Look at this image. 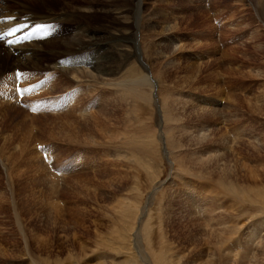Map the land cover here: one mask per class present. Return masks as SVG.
I'll return each instance as SVG.
<instances>
[{"label": "rangeland", "instance_id": "1", "mask_svg": "<svg viewBox=\"0 0 264 264\" xmlns=\"http://www.w3.org/2000/svg\"><path fill=\"white\" fill-rule=\"evenodd\" d=\"M81 1L83 0L67 2L48 0L47 8H41L33 3L32 10L57 11L60 8L67 9L66 7L72 10V7L79 6ZM135 1L101 0L100 5L108 3L112 8L109 13H103V16L94 14L89 20L93 26H89L84 19L81 20L82 15L78 14V11L73 13L74 21L60 23L58 29L57 25L56 27L52 25L53 33L49 38H56V46L52 48L49 43L51 49H46L49 38L44 36L38 37L36 42L29 46L25 45L29 54L37 48L34 51L37 55L32 59L35 67L29 66L30 64H13L7 56L9 54L8 51L6 52L7 47L0 43V116H2L0 117V155L3 164L2 167L0 162V253H4V255L0 254V264H55L54 262L62 259L65 260V264H79L80 261L81 264H101L105 261L108 264L109 262L138 264L139 259L134 258L131 251L129 232L124 230L127 225L122 221L124 219L131 221L127 214L136 212L135 205L139 209L145 207L147 194L151 190L156 194L149 203H146L148 205H146L145 218L139 224L140 227L145 225L150 233L142 240L143 246L147 248L145 252L153 258L148 263L160 264L161 258L167 255L172 256L173 261L176 258L173 255L182 251L185 253L183 257L189 264L197 262L201 256L209 254L211 249L209 250V246H206V249L202 246V250H205L198 253L192 250L191 245L188 246L183 239L188 236L184 228L191 227L183 223L186 221L181 215L186 206L190 208L203 200L202 189H205L208 183L212 184L210 160L216 156L226 159L230 178L233 180L234 188H232L235 189L236 194H239L238 198L231 194L232 197L224 198L227 201L222 199L226 206L220 208L219 213L222 211L226 213H221L220 218L228 217L224 222L226 230L223 229L224 232L227 231L224 235L227 234L225 236H228V240L225 239L224 242L228 243L230 237L235 236L239 244L236 249L238 251H236L238 257L236 259H241V262L246 261L244 256L249 237L248 228L251 230L253 226L260 225L259 222L264 219V148L262 147L264 146V0H137L141 9L134 13L131 9L129 16L130 13L126 14V7L132 8ZM88 5L83 4V8L87 11L95 10V7H90L89 10ZM101 10L103 12L104 9ZM168 25L169 28L166 27ZM146 26L153 27L151 34L145 30ZM76 27L88 30L98 28L101 31L109 29L113 37H128L133 31L136 36L138 35L137 46L130 44L129 47L124 48L125 50L119 49L117 56L112 52L113 64H116L115 66L112 64L114 74L124 73L123 77L116 80L119 76H113L116 81L107 77L104 83L114 85L121 79L131 82L138 77H144L149 84L152 83L156 87L150 89V94H148L150 90L145 88L148 94L147 100L136 101L131 97L124 103L120 100L119 103L116 101L121 106L109 105L112 106L110 108L105 107L101 102L102 99H98L99 96L94 97L92 86L87 88L90 86L88 82L103 81L98 82L101 77L93 79L91 75L96 73L85 63L93 59L94 66L99 64L100 61L97 62L96 58L100 57L101 53L97 49L70 51V48H64V45L57 41L62 34L66 36L68 31ZM164 27L166 30L163 29ZM120 32L123 34L121 35ZM97 33L95 35H98ZM40 46L44 49L38 48ZM113 47L115 48V45ZM5 53L8 54L5 56ZM46 67L53 69L49 70ZM58 67L66 70L73 67L76 71L74 69L70 71L71 73L68 71L67 74L62 75ZM137 71L139 72L135 73ZM87 73L91 75L88 76ZM10 79H14L13 82L19 85L21 90H18L16 84L13 90L12 85L9 84ZM108 79L113 82L108 83ZM161 86L165 88L164 90L169 89L172 94L175 93L174 95L191 98L188 100L190 105L186 107L183 104L185 109L177 105L183 125L175 129L183 134V141L190 144L183 154L184 159L181 157L178 162L182 173L180 179L176 178L175 181L169 180L172 171L170 159L175 161V153L178 152L171 149V144L167 146L175 152L173 153L175 157H166L157 144L153 147L158 152H152L153 147H148L147 154L143 153L144 150L139 153L138 148L133 150H138L133 155L136 157H131L126 145L128 141L133 140L136 142L140 140L141 142L137 144L142 145V142L153 140L157 136L156 108H159L158 105L161 103L158 100L161 98V92H164ZM178 88L180 91L177 90ZM32 92L37 96L34 99ZM158 93L160 95H157ZM15 94L17 97L14 99ZM4 96H7L8 102L3 98ZM77 99L81 101L78 102ZM33 105L38 109H34ZM194 106H196L195 110L190 113ZM202 109L208 112L210 109H215L217 114L203 115ZM97 111L100 116L116 115L113 119L115 123L112 122L110 127L115 137L118 136L115 142L118 152L114 151L113 146L102 147L101 150L96 146L98 148L89 147L85 150L82 141L77 137L72 141L79 147L75 150L71 149L73 144L68 143L66 131H72L76 135L78 132L85 133L79 130L91 127L92 119L89 118ZM82 116L85 121L82 120ZM13 127L18 131L12 129ZM193 131V136L199 137H202L199 132L203 131L207 135L206 140H200L198 144L188 141L187 137ZM22 134L23 137L28 138H23ZM205 134L203 135L206 136ZM222 135L227 137L225 146L228 151H224V144L219 142ZM258 148L260 152L257 151ZM37 149L42 152L40 155L36 153ZM235 150L240 151L244 157L238 163L232 160ZM77 153H81L82 160L75 157L80 156L76 155ZM118 153L124 155L115 158ZM38 156H42V159L44 157L45 166L37 163ZM196 159L205 164L202 166L206 175L201 174L200 178L193 176L198 171L185 170ZM242 167L251 174L247 175ZM61 172L65 174L64 178L51 182L49 175L57 176ZM229 174L224 173V177H228ZM45 178L49 184L57 186L54 188L58 197L55 196V200L51 201V206L56 211L60 209L62 217L54 213L48 214V209L42 205L41 198L43 195L45 198L48 193ZM64 179L81 181L78 186L72 185L70 191L76 188L77 192L90 193L94 196L97 194L101 196L104 193V196L108 197L114 193L121 203H132L133 206L126 208L123 204L124 209L122 207L119 212V205L117 207L110 198L108 201L98 202L96 198L88 195L86 202H82L78 208L85 206V209L89 210V216L73 218L72 210L75 209L76 200L70 193L63 194V191L69 189L64 188ZM172 185H177L175 189L173 188L176 193L172 195L173 197H169ZM116 191L118 194L115 193ZM208 192L210 190L205 194L208 195ZM185 212L195 214L192 209ZM148 224L151 226L148 227ZM229 224L230 228L227 226ZM231 227L234 228L230 231ZM137 229L136 227L134 233ZM260 229L256 228L255 233ZM258 233L259 240H255L249 247V257L258 252L259 246L257 248L256 244H259L264 237V230ZM67 241L74 242L75 248H69ZM83 247L87 252L79 255ZM159 250L161 255L157 253ZM257 254L264 256L261 253ZM203 262L202 259L199 264Z\"/></svg>", "mask_w": 264, "mask_h": 264}, {"label": "bare ground", "instance_id": "2", "mask_svg": "<svg viewBox=\"0 0 264 264\" xmlns=\"http://www.w3.org/2000/svg\"><path fill=\"white\" fill-rule=\"evenodd\" d=\"M48 0H0V43H3L4 44V47L6 46V52L8 51V53H5V56L6 54H8L7 56L10 58V60L13 62V64H16L18 63L19 64H30L29 66H32V67H35L36 65H34V61H32L33 59V56L34 55H37L34 53V51L37 49L35 48L30 54H29V51L26 48L25 45H28L33 43V42H36V39L38 37H51L52 33H53V27H56L57 25V29H58V24H62V23H67V22H72L74 21V17H73V13H77L76 11H78V14H81L82 17H81V20L84 19L86 21V23L90 26L91 24L89 23V20L91 18H93V15L94 14H97L98 16L102 15L103 16V13H109V11L111 10V6L107 3V4H104V5H100L101 4V0H83L80 2V5L79 6H73L72 10L70 9V7H66L67 9L65 8H60L58 9L57 11H51V10H44V12H34L32 10V7H34L32 4L36 3L39 7L41 8H44V7H48L47 5V2ZM51 1V0H50ZM61 1V0H60ZM63 2H67L68 0H62ZM142 3V2H141ZM75 4V3H74ZM83 4L86 5V4H89L88 5V9L90 10V7H95V10H91V11H87L85 10V8H83ZM38 9H41L39 8ZM131 7V6H130ZM130 7H126V14H129V16L131 15V9L134 12L138 11L139 9H141L139 7V1L137 3V0L135 1V4L132 6V8ZM101 8H103V12L101 10ZM37 9V8H36ZM122 10V8H120V11ZM118 11V12H120ZM139 13V12H138ZM18 14H21V16H18ZM33 14V15H32ZM136 14V13H135ZM35 15V17H34ZM138 15V14H137ZM97 16V17H98ZM128 16V17H129ZM136 19V18H135ZM38 20V21H37ZM134 20V19H133ZM151 21V20H150ZM135 23V22H134ZM133 23V24H134ZM53 25V27H52ZM55 25V26H54ZM146 25V24H145ZM93 26V25H91ZM129 26V25H128ZM132 26V25H131ZM118 27V26H117ZM142 27V26H141ZM166 27H170L169 25L166 26ZM45 28H47V32L45 31ZM135 28V27H134ZM153 27L151 26H146V31L147 32H152V29ZM15 29L14 32H12V30ZM113 29V28H112ZM118 29V28H117ZM143 29V28H142ZM165 29V27L163 28ZM83 32V34H81V31ZM116 30V29H115ZM166 30V29H165ZM169 30V29H168ZM97 31H100V33H97ZM112 31V30H111ZM117 31V30H116ZM155 31V30H154ZM7 32H12L11 35H6L5 33ZM123 32V31H121ZM120 32V34H121ZM95 33H97L98 35H95ZM139 33V32H138ZM117 34V33H116ZM115 34V35H116ZM119 34V33H118ZM119 34V35H120ZM123 34V33H122ZM121 34V35H122ZM143 35V34H142ZM60 36V35H59ZM138 36V35H137ZM137 36L135 34V32L133 31L130 36H126V37H123V36H114L113 37V34L111 36V32L108 30H97L96 29H93V30H88V29H85V28H80L79 27H76L74 28V30H70L66 33V36H64L63 34L60 36L59 39H57L58 42L62 43V45H64V48L67 47V49L70 48V51L74 50L76 52H82V50L84 51L85 50H92V49H97L99 50V52L101 53L100 57L96 58L97 59V62L100 61V63L98 64H95L94 66V63H93V59H89L88 62H86L85 64L87 65H90L91 69H93L95 71L96 74H94L93 76L89 73H87V75H91V77H94L95 78H100L99 81H103V82H100V83H97V82H94V81H91V82H88V84L90 86H87V88L91 87V91L94 94V97L96 98V95L99 96L98 99L101 100V102L103 104H105V107L106 106H109V105H112V106H121V104L118 105L119 103V100L121 102H125L127 101V99H130L131 97H133V99L135 98L136 101H142L143 99L144 100H147V97L146 95L150 94L152 88L154 87L151 84L148 83V80L145 79L144 77H138L136 78L135 80L133 81H128L127 79L124 80V79H121V81H119L118 83L114 84V85H110V84H107V83H104L105 81V78L107 79V77H110L111 79H113L115 75H118V79L116 78V80H120V77H123V74L120 73L119 71V74H122L119 75L118 73L114 74V67L113 65L115 66L116 64H113V53L116 54V56L119 54L118 50H125L124 48H127L130 46V44H133L135 46H137L136 44V39H137ZM55 38V37H53ZM58 38V37H57ZM56 39V38H55ZM55 39H51L49 38L47 42V45L50 43V45L52 46H56L55 45ZM52 41V42H51ZM11 42V43H9ZM152 44V43H151ZM157 44V43H156ZM113 45H115V48L113 47ZM35 46V45H34ZM51 46H47L46 49L50 48ZM153 46V45H151ZM150 46V47H151ZM142 47V46H141ZM148 47V46H146ZM38 48H42L44 49L43 47H38ZM30 49V48H29ZM32 49V47H31ZM51 49V48H50ZM115 49V51H113ZM133 49V48H132ZM147 49V48H146ZM127 50V49H126ZM134 50V49H133ZM142 50V49H141ZM145 50V49H144ZM155 50V48H154ZM117 51V52H116ZM153 51V50H152ZM37 52V51H36ZM75 52V53H76ZM113 52V53H112ZM136 52V51H135ZM143 52V51H142ZM148 52V51H147ZM151 52V50H150ZM38 53V52H37ZM134 53V52H133ZM132 53V55H133ZM155 54V52H153ZM62 54V53H61ZM69 54V53H68ZM149 54V53H148ZM153 54V55H154ZM60 55V54H59ZM62 55H65V54H62ZM96 56L98 54H95ZM131 55V53H130ZM135 55V54H134ZM151 55V53H150ZM41 56H44V55H41ZM53 56V55H52ZM67 56V54H66ZM115 56V57H116ZM145 56V55H144ZM149 56V55H148ZM2 57V56H1ZM48 57V56H47ZM119 57V56H118ZM133 57V56H132ZM52 58H55V57H52ZM60 58V57H59ZM127 58V57H126ZM3 59V58H2ZM38 59V58H37ZM40 59V58H39ZM43 59V58H42ZM46 59V58H45ZM117 59V57H116ZM124 59V58H123ZM44 60V59H43ZM42 60V61H43ZM125 60V59H124ZM37 62H39L37 60ZM116 63V61H115ZM119 63V62H118ZM113 64V65H112ZM142 64V63H141ZM17 65V64H16ZM119 67H120V64H118ZM143 65V64H142ZM13 66V65H12ZM28 66V67H29ZM42 66V65H41ZM38 67V65H37ZM119 67H118V70H119ZM134 68V71H135V67L134 65L132 66ZM131 67V69H133ZM142 67V66H140ZM12 68V67H11ZM41 68V67H40ZM47 68V67H46ZM121 68V67H120ZM143 68V67H142ZM44 69V68H43ZM47 69H53V68H47ZM46 69V70H47ZM59 71L61 72L62 75L64 74H67L68 71H76V68H68L67 70L65 68L63 69H60L58 67ZM72 69V70H71ZM56 71V70H55ZM117 71V70H116ZM143 71V70H142ZM145 71V69H144ZM147 71V70H146ZM93 72V71H92ZM129 72V70H128ZM139 71L135 72V73H138ZM71 73V72H70ZM69 73V74H70ZM80 73V72H79ZM84 73V72H83ZM94 73V72H93ZM126 73V72H125ZM60 74V75H61ZM128 74V73H127ZM61 75V76H62ZM82 75V74H81ZM85 75V74H84ZM88 75V76H89ZM139 75V74H138ZM112 76V77H111ZM127 76V75H126ZM142 76V75H141ZM25 77V76H24ZM63 77V76H62ZM116 77V76H115ZM15 78V77H14ZM126 78V77H125ZM110 79V80H111ZM65 80V79H64ZM91 80V79H89ZM109 80V79H108ZM106 80V81H108ZM108 81L109 82H113V79L112 81ZM115 80V81H116ZM14 79H10L9 80V84L12 85V88L14 90V83L13 82ZM24 81V79L22 80ZM59 81V80H57ZM56 81V82H57ZM114 81V82H115ZM155 81V80H154ZM152 81V82H154ZM26 82V81H25ZM155 83V82H154ZM24 84V83H23ZM75 85V84H74ZM160 85V84H159ZM76 86V85H75ZM157 86V85H155ZM55 87V86H54ZM162 87V86H161ZM167 87V86H166ZM145 88H148L150 91L148 94H146V90ZM156 88V87H154ZM168 88V87H167ZM26 89V88H25ZM25 89H24V92H25ZM163 89V87H162ZM165 89V88H164ZM163 89V90H164ZM173 89V88H172ZM181 89V88H180ZM12 90V91H13ZM23 90V89H22ZM155 89H153L154 91ZM179 90V88L177 89ZM157 91V90H155ZM180 91V90H179ZM64 92V91H63ZM85 92V91H84ZM158 92L160 93L161 91L158 90ZM175 92V91H173ZM10 95H12V93L8 92ZM16 93V92H15ZM71 93V92H70ZM77 93V92H75ZM157 94V95H160L161 93V98L160 100H158V102L160 101V105L159 108L157 107V119H158V130L156 132L157 136L153 139V140H148V141H145V142H142V145L140 144H137V143H140L139 141L136 142L135 140L133 141H128V144L127 145V149H129V151L131 152V157L133 155H135L134 153L138 152L140 153L141 150H144L143 153L147 154L149 152V150L147 149L148 147H153L155 146L156 147V144L158 145V147H160V149H162V152H164V155L166 157H169V156H174L172 150L174 151H177L178 153H175L176 157H175V161H172L170 159V163H171V167H172V171L170 173V177H169V180H174L176 178H179L180 179V175H181V169H179L180 165H178V162L181 159H184L183 157V154L187 151V148L189 147V142H184L182 137H183V134H181V132L179 131H176L175 128H177L178 126L180 125H183L181 123V118H180V115L178 114V106L179 105V108H183L185 109L184 105L187 107L188 105H190L188 102V100H191V98H185V97H181L179 95H174L172 94V92L169 91V89H166L164 90V92H161L160 94ZM34 94V95H33ZM84 95V93H82ZM177 94V93H176ZM31 95V93H30ZM32 99L36 98L37 96L35 95L34 92H32ZM79 95V94H78ZM77 95V96H78ZM153 95V94H152ZM74 96V95H73ZM81 96V95H80ZM15 97H17V95L15 94L14 95V99ZM6 102L7 101V96H4L3 97ZM77 98V97H76ZM80 98V97H79ZM82 98V97H81ZM10 99V98H9ZM74 99V98H73ZM156 99V98H155ZM78 100V99H77ZM83 100V98H82ZM75 101V100H74ZM81 101V100H78V102ZM118 103H117V102ZM155 101V100H154ZM157 101V100H156ZM23 102V101H22ZM77 102V101H76ZM100 102V103H101ZM134 102V101H133ZM110 103V104H108ZM114 103H117V104H114ZM193 103V102H191ZM1 104V103H0ZM138 104V103H137ZM184 104V105H183ZM67 105V104H66ZM112 106H109L110 108ZM34 109H38V107H35V105H33ZM195 107H193V109L191 110L190 113L193 112V110H195ZM102 109V108H101ZM98 110L99 112L101 111ZM113 109V108H112ZM130 109H131V106H130ZM205 109V108H204ZM67 110V109H66ZM17 111V110H16ZM98 111L92 115L89 119H92V122H91V127L88 128V126H86L88 129H82V130H79L80 132H85V133H81L76 135L74 134L72 131V133L67 130L66 131V139L68 141V143L72 142V144L74 143V141H72L75 137L79 138L83 144V148H85V150H87V148L89 147H96L98 146L101 150V148H109L110 146H113L112 148L114 149V151H117L116 150V145H115V142H117L116 140L118 139V136L117 138L115 137V134L112 133V129L110 127L111 123H115V121L113 119H115V114L113 116H110V114L106 117V116H100V114H97ZM85 112V111H84ZM129 112V111H128ZM195 112V111H194ZM175 113V114H174ZM202 114L203 115H212V116H215V114H217L215 112V109H210L209 112L208 111H205L202 109ZM1 115V114H0ZM81 116V114L79 115ZM2 118V116H0ZM156 117V116H155ZM37 118V117H36ZM82 120L84 119L83 116L81 117ZM117 118V117H116ZM3 120V119H1ZM77 120V119H76ZM86 119H84L85 121ZM38 121V120H37ZM117 122V120H116ZM79 123V122H77ZM19 125V124H18ZM70 125V124H69ZM75 125V124H74ZM86 125V124H84ZM26 126V125H25ZM116 126V125H115ZM30 127V126H29ZM85 127V128H86ZM113 127V125H112ZM19 128V127H18ZM31 128V127H30ZM77 128V127H75ZM12 129H16V128H12ZM26 129V128H25ZM170 129V130H169ZM17 130V129H16ZM13 131V130H12ZM15 131V130H14ZM18 131V130H17ZM29 132V131H28ZM61 132V130H60ZM77 132V131H76ZM75 132V133H76ZM62 133V132H61ZM69 133V134H68ZM71 133V134H70ZM115 133H116V130H115ZM123 133V132H122ZM127 133V132H126ZM202 137H199V136H193L194 135V131L193 133H189V137H187V140L188 141H194L195 144H198L200 140H206L207 138V135L205 133H203V131H200L199 132ZM19 134V133H18ZM25 134H27V132H25ZM130 134V133H129ZM203 134H205L206 136H204ZM226 134V133H225ZM28 135V134H27ZM64 135V134H63ZM123 135V134H122ZM52 136V135H51ZM22 137H23V134H22ZM26 137V136H25ZM23 137V138H25ZM56 137V136H55ZM54 137V139H56ZM58 138L60 136H57ZM128 137V135H127ZM28 137H26L27 139ZM53 138V136H52ZM57 138V139H58ZM65 139V140H66ZM122 139V138H121ZM125 139V138H124ZM18 140V139H17ZM24 140V139H23ZM22 140V141H23ZM64 140V139H62ZM120 140V139H119ZM118 140V141H119ZM126 140V139H125ZM137 140V139H136ZM169 140V141H168ZM25 141V140H24ZM219 142L224 144V146L227 144V137L226 135H222L219 139ZM127 143V142H126ZM18 144H21V143H18ZM71 144V145H72ZM151 144V145H150ZM167 144H171V149H168V146ZM69 145V146H71ZM138 145H140L138 147ZM24 146V144H23ZM41 146V145H40ZM73 150L77 149V144H73L71 146ZM96 147V148H98ZM264 148V146H262ZM139 148V149H138ZM224 151H228V148L227 146L224 147ZM70 149V150H71ZM135 149H138L136 151H133ZM185 149V150H184ZM22 150V149H21ZM159 150V149H158ZM125 151V149H124ZM158 152L156 150V148H152V152ZM220 151V150H218ZM258 152L259 151V148L257 150ZM75 152H78V151H75ZM39 155L42 153L40 152V150L37 149V152ZM45 153V152H44ZM105 153V152H104ZM209 153V152H207ZM235 155H232V160L235 161L236 163L239 162V160L241 159H244L243 155L240 154V151H236L233 152ZM80 155V156H75L78 160H82V157H81V153H77L76 155ZM129 154V153H128ZM158 154V153H157ZM105 155V154H104ZM124 155V153L122 155H116L115 158H121L122 156ZM127 155V154H126ZM53 156V155H52ZM112 156V154H111ZM236 156L238 158H236ZM75 157L73 158L75 160ZM130 157V156H129ZM130 157V158H131ZM133 157H136V156H133ZM173 157V158H174ZM37 158V163L40 164V166H45V163H44V157L42 159V156H38ZM113 157V159H115ZM2 156L0 155V162H1V165L3 167V164H2ZM120 160V159H119ZM129 160V159H128ZM169 160V159H168ZM46 161V160H45ZM117 162V160H115ZM125 162V161H124ZM255 162V161H254ZM131 163V162H129ZM192 164H189V167L188 168H185L186 169H191L193 171H198V173H195L193 176L194 177H197V178H200L201 177V174L202 175H206V172L204 171V168L202 166L203 164V161L199 160V159H196L194 162H191ZM201 163V164H200ZM58 164V163H57ZM136 164V163H135ZM210 164H211V179H210V182H212V184L210 185L209 183L207 184L206 188L202 189V195H203V200L201 202H197L196 204H194V206H190L186 208H184V212L182 211V215L181 217H184L183 219L186 221V222H183V223H187L186 225L190 226L191 228L189 227H185L184 229L187 230L188 232V236H185L183 237V239L188 243V246H192V250L193 251H198V253H201L203 252L207 247L206 246H209V250H210V253L209 254H204L205 256H201L197 262L193 263V264H199L202 259H203V264H264V256H261V255H258L257 253H261L262 255L264 254V237L262 240H260L259 244H255L257 245V248L259 246V249H257L258 252L254 253L253 256L249 257V252H250V246L253 244V242L255 240H259V233L260 230H264V219L261 220L259 222L260 225L258 226H253V227H256L261 229L255 233L256 231V228L253 230L251 228V230L248 228V233H249V237H248V242H247V246L245 247V250H246V254L244 256V258H246V261L244 262H241V259L240 260H237L236 257V249L239 247L238 245V240H236L235 236H233V238L230 237L228 243H225L224 240H228V236L226 237L224 233H227V231L224 232V228L226 230V227H225V219L228 218V217H224L225 219H222L220 218V215L221 213L222 214H225L226 212H221L219 213L220 211V208H223L224 206H226V203H224L225 201H227L226 199L224 198H227V196L229 197H232V195H239L238 193L236 194V191L233 186V180L230 178V174H229V167L226 163V159L221 157V156H216L214 157V159L210 160ZM38 165V164H37ZM131 166V164H129ZM205 166V164H203ZM39 166V168H40ZM117 168V167H116ZM128 168V167H127ZM133 168V167H132ZM243 168V167H242ZM41 169V168H40ZM128 170V169H127ZM244 172L249 175L251 174V172H249L248 170H246L245 168H243ZM207 171V170H206ZM228 173L229 176L228 177H224V173ZM110 173V172H109ZM8 174V173H7ZM6 174V175H7ZM33 174V173H32ZM111 174V173H110ZM109 174V175H110ZM64 175L65 174H59V175H49V177L52 179L51 182H57L58 180L57 179H60V178H64ZM46 176V175H45ZM71 176V175H70ZM115 176V175H114ZM118 177V176H117ZM62 178V179H63ZM114 178V177H113ZM80 179V177H79ZM65 180V179H64ZM63 180V181H64ZM45 181L46 183L48 184V193H46V196L44 198V195L42 196V205L44 208H47L48 209V214L50 213H54L56 214L57 216L59 215V217L62 215L60 214L61 210L59 209L58 211H56L54 209L52 205V202L53 200H55V196L56 195V191H55V188H57L56 185H51L48 183L47 179L45 178ZM80 180H77V179H72V180H65L63 183H64V188L68 187L69 189L66 190V191H63L64 188L61 190V192L63 191V194H68L70 193L71 195H73L72 198H74L76 201H75V209L76 212L74 210H72V213L74 214L73 215V218L75 217H83V216H89V213H88V209L86 208L85 209V206H81L80 208H78L80 205H82V202H86V197H88V195H91L90 193H83V192H77L76 191V188L74 191H70L72 185H75V186H78L80 185L81 181L79 182ZM83 181V180H82ZM175 181V180H174ZM179 181V180H178ZM181 181V180H180ZM171 183V182H170ZM172 183H175V182H172ZM171 183V184H172ZM70 184V185H69ZM165 184V183H164ZM83 185V184H82ZM111 185V184H110ZM206 185V184H205ZM113 186V185H112ZM111 186V187H112ZM162 186V185H161ZM170 186V184H169ZM117 187V186H116ZM175 187H177V185H172V188L168 194L169 197H173L172 195L176 193V190ZM233 187V188H232ZM65 188V189H66ZM174 188V189H173ZM169 189V188H168ZM173 189V190H172ZM213 189V190H212ZM117 190V189H115ZM207 190H210V192H208V195L205 194V192H207ZM215 190V191H214ZM114 191V190H113ZM153 190L149 191V193L147 194L148 198L146 200V203H149L150 199L153 197V195H155L156 193L153 194L152 192ZM117 193V191L115 192ZM118 194V193H117ZM78 195V196H77ZM120 195V194H119ZM93 196L94 198L97 199L98 202H101V201H104V200H107L108 201V198H110L111 200H113L114 202L113 203H116L117 204V207L119 205V212H121V208L123 207V204H125V207H132L133 204L132 203H121L119 198L115 197L116 195H110V197L108 196H104V193L101 194V196H99V194L97 195H91ZM166 196V195H165ZM58 197V196H57ZM207 197H209L208 199H206ZM70 198V197H69ZM156 198V197H155ZM238 198V196H237ZM71 199V198H70ZM78 199V200H77ZM222 199H224L225 201H222ZM119 200V202H117ZM155 200V199H154ZM170 200V199H169ZM253 200V199H252ZM251 200V201H252ZM52 201V202H51ZM57 203V201H55ZM111 202V201H109ZM145 203V207L139 209L138 207H136V205L134 206V209H135V213H131V212H128L129 214H127L130 218H131V221L130 220H125L122 221L121 220V217H120V221L123 222V224L127 225V227H125V231H128L129 232V237H131L129 239V243H130V247H131V251L132 253L134 254V258H138L139 259V262H137L138 264L139 263H142V264H149L148 261L150 260L151 261V258L150 256H148V253L145 252L147 248H145L143 246V243H142V240L144 238V236L148 237L149 236V231L146 229V226L144 225L143 227L139 226L140 222L144 220L145 218V210H146V204ZM185 203L187 204V202L185 201ZM228 203V202H227ZM231 203V202H230ZM184 204V203H183ZM182 204V206H183ZM127 205V206H126ZM166 205V204H165ZM228 205V204H227ZM116 207V208H117ZM197 207V208H196ZM196 208V210L194 209ZM264 208V207H263ZM43 208H41L42 210ZM124 209V207H123ZM194 210V213L193 214L192 212V215L185 212L186 210ZM71 210V209H70ZM183 210V209H182ZM222 210V209H221ZM260 210V209H259ZM263 209L261 208V211ZM74 211V212H73ZM147 211V210H146ZM226 211V210H224ZM229 211V210H228ZM118 212V213H119ZM181 212V211H180ZM71 213V212H70ZM184 213V214H183ZM46 214V213H45ZM46 214V215H48ZM131 214H132V217H131ZM150 214V213H149ZM181 214V213H180ZM68 215V214H67ZM92 215V214H91ZM50 216V215H49ZM71 216V215H70ZM226 216V215H224ZM231 217V216H230ZM149 219V218H148ZM86 220V219H85ZM147 220V219H146ZM150 220H151V217H150ZM149 220V222H150ZM230 220V219H229ZM228 220V221H229ZM231 221V220H230ZM80 222V221H79ZM147 221V223H149ZM166 224L168 225V222L167 220L165 221ZM229 223V222H228ZM150 224V223H149ZM148 224V227H150L151 225ZM235 224V223H234ZM233 225V223H232ZM183 226V225H182ZM228 227L230 226L227 225ZM138 228L137 231L134 233L135 231V228ZM227 227V228H228ZM234 227H236L234 225ZM233 227V228H234ZM119 228V227H118ZM152 228V227H151ZM150 228V229H151ZM230 228V227H229ZM232 228V227H231ZM230 229L231 230H233ZM123 229V227H122ZM243 229V228H242ZM198 230L197 232L195 233H192L194 231ZM229 231V229H228ZM239 231V230H238ZM236 232V231H235ZM235 232H233V234H235ZM170 233V232H169ZM89 234V233H88ZM229 234V233H228ZM231 234V233H230ZM168 236V235H167ZM147 240V239H146ZM172 241V239H171ZM68 245H69V248H75L74 246V242L72 241H67ZM74 243V244H73ZM107 243V242H106ZM181 243V242H180ZM174 244V243H173ZM169 245V244H168ZM255 245V246H256ZM105 246V245H104ZM202 246H204V250H202ZM184 247V246H183ZM84 248V247H83ZM96 248V247H95ZM100 248H103V247H100ZM169 248V247H167ZM225 248V249H224ZM163 249V248H162ZM166 250V248H165ZM161 250H159L158 255H161ZM167 251H169L167 249ZM85 252H87L84 249H82V253L79 252V255L81 254H86ZM238 252V251H237ZM169 253V252H167ZM0 254H3L4 253H0ZM71 254V253H70ZM78 255V256H79ZM144 255H146L147 257H145ZM185 255V253L182 251V253H179L177 255H173V257H176L175 260L173 259L172 261V256H166V257H162L161 260H160V264H189L186 260H185V257H183ZM31 258V256H29ZM81 257V256H80ZM103 257V256H102ZM111 257V256H110ZM113 257V256H112ZM243 258V259H244ZM250 258V260H249ZM104 259V258H103ZM101 259V260H103ZM107 259V258H106ZM110 259H113L114 258H110ZM153 259V258H152ZM29 260V258H28ZM105 260V259H104ZM108 260V259H107ZM116 260H119V259H116ZM69 261V260H68ZM243 261V260H242ZM32 262V261H31ZM30 262V263H31ZM65 260H59V261H56L54 262L55 264H65L64 263ZM106 262V261H105ZM105 262H101L102 263H105ZM109 262V261H108ZM81 264V261L80 263ZM100 264V263H98ZM105 264H108V263H105ZM110 264V262H109Z\"/></svg>", "mask_w": 264, "mask_h": 264}, {"label": "snow or ice", "instance_id": "3", "mask_svg": "<svg viewBox=\"0 0 264 264\" xmlns=\"http://www.w3.org/2000/svg\"><path fill=\"white\" fill-rule=\"evenodd\" d=\"M47 30H48V29H47V28H45V31H46V32H47ZM14 31H15V29H13V30H12V32H14ZM12 32H7V33H5V34H6V35H11V34H12ZM9 43H11V42H9Z\"/></svg>", "mask_w": 264, "mask_h": 264}]
</instances>
